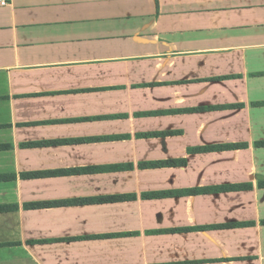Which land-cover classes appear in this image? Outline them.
Masks as SVG:
<instances>
[{
  "label": "crops",
  "instance_id": "obj_1",
  "mask_svg": "<svg viewBox=\"0 0 264 264\" xmlns=\"http://www.w3.org/2000/svg\"><path fill=\"white\" fill-rule=\"evenodd\" d=\"M259 143L264 0L0 7V264H264Z\"/></svg>",
  "mask_w": 264,
  "mask_h": 264
},
{
  "label": "trees",
  "instance_id": "obj_2",
  "mask_svg": "<svg viewBox=\"0 0 264 264\" xmlns=\"http://www.w3.org/2000/svg\"><path fill=\"white\" fill-rule=\"evenodd\" d=\"M259 146H263L264 147V143H259L258 144ZM260 185L262 186V187H264V181H261L260 182ZM229 189V187H219V188H217V191H225V190H228ZM111 200H119V199H122V197H116V198H110ZM231 226H235V225H231ZM236 226H238V225H236Z\"/></svg>",
  "mask_w": 264,
  "mask_h": 264
},
{
  "label": "built area",
  "instance_id": "obj_3",
  "mask_svg": "<svg viewBox=\"0 0 264 264\" xmlns=\"http://www.w3.org/2000/svg\"><path fill=\"white\" fill-rule=\"evenodd\" d=\"M10 5V0H0V7H7Z\"/></svg>",
  "mask_w": 264,
  "mask_h": 264
}]
</instances>
